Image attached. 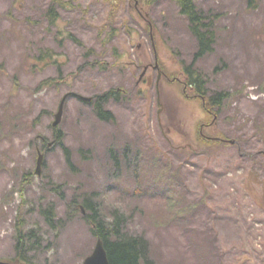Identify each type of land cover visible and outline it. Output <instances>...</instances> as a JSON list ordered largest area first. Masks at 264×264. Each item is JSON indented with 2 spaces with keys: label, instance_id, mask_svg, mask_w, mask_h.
Listing matches in <instances>:
<instances>
[{
  "label": "rangeland",
  "instance_id": "1",
  "mask_svg": "<svg viewBox=\"0 0 264 264\" xmlns=\"http://www.w3.org/2000/svg\"><path fill=\"white\" fill-rule=\"evenodd\" d=\"M194 1L213 19L202 55L178 0H0L8 251L23 235L34 264H83L88 198L153 264H264V0Z\"/></svg>",
  "mask_w": 264,
  "mask_h": 264
},
{
  "label": "trees",
  "instance_id": "2",
  "mask_svg": "<svg viewBox=\"0 0 264 264\" xmlns=\"http://www.w3.org/2000/svg\"><path fill=\"white\" fill-rule=\"evenodd\" d=\"M181 4V12L185 14L190 21V29L198 38L200 48L197 51V55H202L209 52L211 47V42L214 38V31L211 28L213 25V19L208 20L200 10L194 0H178ZM253 0H249L251 3ZM56 15L54 7L49 10L48 16ZM199 57V56H197ZM185 73L187 75L186 82L191 85L195 92L200 95L205 103V108L213 110L214 108L221 107L220 100L222 98V93L215 97L207 98L203 93V88L205 82L201 75L197 73L196 69L191 67H186ZM113 93L117 97L116 92L113 90L108 91ZM110 95H101L103 98H107ZM97 112L103 118L113 117L111 111L103 110L100 102H97ZM207 105V106H206ZM218 114V112H217ZM56 136L60 140V133L57 131ZM203 139V135L200 132L198 135ZM211 138L208 141H213ZM84 206L89 209V215H87L88 220L93 224L92 231L97 237H101L104 241L105 248L107 250L108 258L110 264H153V261L146 255V242L145 239L140 236L127 235L122 231L124 226H121L122 216L121 213H115L112 221H106L101 217L99 213V207L91 199H86L84 201ZM54 214V209H50L47 215V220L52 222ZM23 236V235H22ZM21 236V237H22Z\"/></svg>",
  "mask_w": 264,
  "mask_h": 264
},
{
  "label": "flooded vegetation",
  "instance_id": "3",
  "mask_svg": "<svg viewBox=\"0 0 264 264\" xmlns=\"http://www.w3.org/2000/svg\"><path fill=\"white\" fill-rule=\"evenodd\" d=\"M20 235L19 237H14V247L11 249L13 251H8L6 248V243L8 240H0V264H34L30 259L36 254H29L30 245L33 244L30 241L29 246L27 247V241L30 238ZM17 238V240H16ZM35 241V240H34ZM33 241V242H34ZM6 249V250H5ZM37 251V250H35Z\"/></svg>",
  "mask_w": 264,
  "mask_h": 264
},
{
  "label": "water",
  "instance_id": "4",
  "mask_svg": "<svg viewBox=\"0 0 264 264\" xmlns=\"http://www.w3.org/2000/svg\"><path fill=\"white\" fill-rule=\"evenodd\" d=\"M66 96L63 97L61 104H60V108L56 114V119L53 122V125L56 126L62 117L63 114V108H64V102H65ZM229 142L234 143V140H230L228 139ZM42 154H40L39 160H38V168L36 172H40V168H41V162H42ZM83 264H110L109 258H108V254H107V250L105 248L104 245V241L102 240L101 237L97 238L95 247L92 251L91 254H89L85 259Z\"/></svg>",
  "mask_w": 264,
  "mask_h": 264
}]
</instances>
